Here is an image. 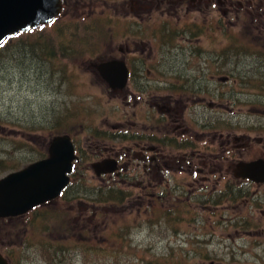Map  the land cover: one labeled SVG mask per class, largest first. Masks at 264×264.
<instances>
[{
    "label": "rangeland",
    "instance_id": "1",
    "mask_svg": "<svg viewBox=\"0 0 264 264\" xmlns=\"http://www.w3.org/2000/svg\"><path fill=\"white\" fill-rule=\"evenodd\" d=\"M224 1L225 4L209 7L206 1L198 3V0L191 4L189 0H68L55 25H46L29 35L21 33L1 47L0 162L11 161L15 165L6 167L5 171L0 170V178L41 159L40 152L53 137L52 131L58 129L55 126L57 120H67L68 112H74L75 117L68 128L58 135L68 134L70 128L78 140L77 145L88 154L99 152L104 146L115 150L133 148L132 152L135 153L139 152V144L146 148L154 146L143 139L138 142L133 139L111 141V138L100 137V129L106 133H117L119 123V132L122 129L146 133L151 130L146 128L155 126L162 128L156 133L168 135L175 126L173 120L161 123V115L157 112L153 125L146 117L148 109L145 99L136 89L132 88L131 93L125 94L128 98L124 100V95L110 93L108 85L88 66L89 61L105 59L109 55L121 57L124 53L119 48L126 50V45H130V53L139 55L140 60L144 57L143 67L147 69L154 70L153 65H159L161 59L166 60V73L160 69L152 74L164 75L172 82L176 93L170 87L165 94L177 95L172 101L174 108L177 107L175 100L182 106L179 107L180 115H174L180 120L178 124L189 126L195 123L196 110L192 107L196 105L203 106L212 114L220 115L218 111L224 114L217 120L216 128L220 130L209 125L204 132L198 128L197 131L204 136L203 141L210 146H192L185 152L190 155L188 160H181L185 156L183 153L178 155V152L168 151L159 144L160 154L164 157L162 163L169 161L172 168L163 169L166 180L161 183L156 174L145 172L151 173L149 162L144 168L142 161L129 156L126 160L131 159L128 169L133 177L115 178L121 188L133 190V195L123 203L102 205L91 201L85 190L100 183H109L110 180L98 177L91 166L86 165V185L81 186L82 191L76 194L75 200L60 202L58 198L25 216L0 219L1 249L5 254L14 256L12 264H43V261L51 259V255L63 260L57 259L50 264H211L213 261H216L215 264H259L253 258L248 259V253L255 254L248 248V195L236 194V197L223 198L222 193L201 194L223 190L233 182L236 187L248 189L247 183L233 181L231 173H228L230 177L226 175L229 162L220 157L225 137L221 139L219 134L235 131L240 135L246 134L248 126L249 136L257 138L259 133L264 136V88L260 87L264 60L256 54L262 52L264 55V0ZM238 1L242 7L237 5ZM81 20H84L86 27L90 24L95 26L96 34L92 36L84 25L75 29L77 25L73 23H80ZM66 21V32L59 35L58 31ZM67 33L76 35L75 46L71 47V43L61 44L62 37L69 38ZM90 35L93 43L88 44ZM51 41L58 46L45 53L44 62L38 61L32 72L29 68L34 65L33 56L37 52L25 51L20 57L13 53L18 51L14 50L15 47L23 46L20 43L32 46L35 42L44 44ZM232 43L239 49L237 54L241 57L230 61L227 56L225 59V50ZM182 51L185 55L181 58V64L186 67L180 71L175 58ZM219 54L223 57H219ZM248 71L256 77L251 82L248 81ZM203 74L208 79L214 77L222 82H208V86L201 88L195 80H199ZM245 74H248L247 78H244ZM243 78V82L248 83L241 82ZM182 83L185 86H181ZM215 92L216 95H210ZM233 92L236 95L230 98ZM163 94L158 93V96ZM154 101L162 104L163 100L157 97ZM182 110L186 111L182 113ZM49 114L57 115L56 121H46L44 115ZM229 115L233 117L231 126ZM163 117L167 118V113ZM75 120L79 123H72ZM250 128L255 130L251 132ZM176 131H179L177 135L180 137V129ZM214 136L217 137L215 142L212 141ZM12 142L26 146L15 157L8 155L13 152L10 146ZM233 145L231 142L230 147ZM251 145L252 148L248 150L233 148L235 156L229 160H238L241 155L243 159H253L262 150V145L255 141H251ZM150 152L153 151H146L147 157L153 156ZM111 153L114 152L106 151L104 155L112 156ZM151 163L154 167L155 162ZM189 163H192L193 172L200 168L203 173L190 172ZM146 175H151L152 190L157 193L158 187L167 190L166 195H160L164 196L162 201L159 195L152 200L151 196L154 195L146 194ZM175 184L182 185L184 190L169 191ZM193 195H205L204 200L209 196L218 197L221 201L217 206L209 202L204 207ZM145 201L151 202L152 209L146 208ZM163 204L172 207V213L160 217L159 221L182 220L180 231L161 227L156 222V216L162 214L158 210L164 207ZM183 204L187 206H181ZM82 238L85 243L79 245ZM198 241L201 242L200 246ZM48 242L56 245L60 251L49 254L46 251ZM78 247L83 250L76 249ZM64 248L70 250L61 251ZM170 249L174 250L175 256ZM180 249L187 256L185 261ZM194 251L210 253L214 259L198 257Z\"/></svg>",
    "mask_w": 264,
    "mask_h": 264
},
{
    "label": "flooded vegetation",
    "instance_id": "2",
    "mask_svg": "<svg viewBox=\"0 0 264 264\" xmlns=\"http://www.w3.org/2000/svg\"><path fill=\"white\" fill-rule=\"evenodd\" d=\"M181 1V0H180ZM196 0H189V3H193ZM209 4L210 6H214L215 4L217 5H221V4H225L226 2L223 0H218L217 3H214L215 0H198V3H205ZM176 3V2H173ZM248 4V2H247ZM237 5L242 7V4L240 1L237 2ZM132 48L130 47V45H126V50H123L121 48H119V50H121L122 53H124V55H122L121 57H114L113 55H109L107 57H110L108 59H97L94 62L93 61H89L88 66L89 68L93 69V72L95 73L96 76H98L99 79H101L105 84L106 81L101 77L98 68L96 67L97 65H99V63L102 62H108V61H119L124 63L125 67L127 68V81H126V85L123 88H117V89H112L109 87L108 85V90L110 93L113 94H120V95H124V100L127 99V94L128 92L131 93V89L134 88L136 89L137 92H139V94L141 96H143V99H145V104L147 105V114L146 117L148 118V120L153 123V125H155V120H156V116L155 114L158 112L161 115V123L168 122V119L170 121H174L175 126H173L172 130L168 132V136L167 134H163L162 133H156L158 132L160 129L162 130L161 127H155L152 126L150 128H146L147 126H143L146 129H151L149 132H139L138 133L135 130H130V131H123L122 129H120L119 132V128L121 127V123H119L117 125L118 128V135H124V136H129V138L132 140H134V142H138V141H143L145 140L146 142L154 145L153 147H149L146 148V146H141L139 144V152L135 153L132 152L133 148H124L125 150H115V149H111L108 148L107 146H104L102 150H100L99 152H92L90 154H92L94 156V162L97 161H103V160H116L119 164V172L114 173V174H109V175H105L103 177L100 178H108L110 181L112 180V178H118L119 176H121L122 178H129L131 177V172H129V162L131 161V159L127 162V158L129 156L131 157H137L140 161L143 162L140 163L143 165L144 168H147L148 162H149V166L151 167V173L148 172L147 170H145L146 173L148 174H156V177H158L159 182L161 183L163 180H166L165 176H163V169H167V170H171L172 168L169 166V161H165L166 163H162V160L164 159L163 155L160 154V146H163L166 148V150L168 151H176L178 152V155H180V153H183L182 158L179 156V159L181 158V160L183 158H187L190 155H187V153H185L187 150H189V148H191L192 146H197V147H206L209 148V143L207 141H203L204 136L202 133H200V131H197L198 128H201L204 132V128H206L207 125H209V127L215 128V130H220L216 128L217 125V120L222 118L224 116L223 113L219 112L220 115L216 114V113H210V110H205V108H203V106H193L192 109L196 110L195 114V123H191V125H186L184 123L182 124H178L180 122L178 117H174V115L179 116L180 115V108H182V106L179 105V101L175 100V103L177 105V107L174 108V106H172V101H173V97L177 96L174 94L171 95H167L165 94L166 91H169V88H172V92L176 93V90L173 89V85L172 82H169L167 77L164 75H153L152 73H154L155 71H159L161 69V72L166 73L167 69V64H166V60L165 59H161L160 64H155L153 65L154 70L152 69H147L145 67H143V62H144V57L140 60V56L137 54H132L130 53V50ZM138 50V49H137ZM141 51V50H140ZM142 55H144V53L141 51ZM185 55L184 51L179 52L176 54V67L179 68V64L180 67H186L184 65L181 64V58L182 56ZM177 62H179V64L177 65ZM195 81H200L203 82V86H199V87H204V86H208L207 83L211 82L213 84H218L220 82H222L220 79L216 80L214 77L211 79H208L207 77L204 76V74L202 75V77L199 80H195ZM176 82H180L179 80H177ZM181 86H185L183 83L181 84ZM211 91V90H209ZM215 91V90H214ZM213 91V92H214ZM158 93H164V96H158ZM217 92L215 93H211L210 95H216ZM130 95V94H129ZM128 95V96H129ZM133 95V94H132ZM236 93H231L230 98L232 96H235ZM157 97L160 98L163 101L162 104L159 103L158 101H154ZM231 101V99H230ZM124 103V102H123ZM126 104V103H124ZM209 106V105H208ZM213 106V105H212ZM210 107V106H209ZM204 109V110H203ZM119 110V108H118ZM186 110H182V113H184ZM193 112V111H192ZM167 113V118L163 117V114ZM211 115H209V114ZM173 114V115H172ZM223 115V116H221ZM216 116H220L217 117ZM174 117V118H173ZM235 118V117H234ZM182 119H183V115H182ZM216 119V120H215ZM229 122H230V126H231V122L233 117L231 115L228 116ZM180 129V134L181 136L179 137L177 135V133ZM247 131H245L246 134H238L235 132H228L226 135L224 134H219L218 137L219 138H224L225 137V142H222L221 146H224L223 149L221 150V155L220 157H222L223 159L227 160L229 162L228 164V168L227 171H225L226 175L228 176V173H231V177H230L233 181L236 182H241V183H247L248 184V189L245 190L242 187H236L235 183L233 182V185H227L225 187V189L223 190H214L215 192H213L212 194L210 193H201V194H206V195H216V193H222L224 194V196H229V197H236V194H238V196H242V195H248V248L250 249L251 252H255V254H250L248 253L249 258L248 259H254L257 262H259V264H264V172H263V176H262V180L257 181V180H253L251 178H238L236 176V166L239 162H256V161H262L264 162V136L262 135V133H259V137L257 138H253L251 136H249L248 134V126H246ZM255 129L250 128L249 131H254ZM192 131L194 133H192ZM197 131V132H196ZM193 134V135H190ZM217 137L214 136L212 141L215 142V139ZM143 139V140H142ZM122 140V139H121ZM201 141V142H197V141ZM251 141H255L258 144L262 145V150L259 151L260 153L257 154V156H255L253 159L251 160H247V159H243L242 155L240 156V158L237 159H232L229 160V158L231 159L233 156H235L232 152L235 151L234 149L236 147H240V148H244L245 150L251 149L252 145H251ZM168 144H166V143ZM231 142L234 143L233 147H230ZM136 146H138V144L135 143ZM77 147V146H76ZM78 148V147H77ZM99 148V147H96ZM164 148V149H165ZM234 148V149H233ZM153 151L150 152L151 155L153 154V156H146V151ZM76 151L80 154V151L78 149H76ZM114 152L111 153L112 156L109 154L108 156L104 155V152ZM81 155H78V162L80 163L82 161L83 156H87L88 153L82 150L81 151ZM230 155V156H228ZM192 156V155H191ZM93 162V163H94ZM151 162H155V166L153 167V164ZM181 162V161H179ZM191 165L192 163L188 164V167L190 169V172L192 173H196V174H200L203 173V171L200 168H197L195 172H193V170H191ZM206 165V164H204ZM222 169H224V167H222ZM226 170V169H225ZM132 171V170H131ZM220 175L222 176L223 174L220 173ZM148 177V180L150 181L149 183H147V185H150V187H154L153 184L151 183V175H146ZM168 183V181H167ZM183 187V186H182ZM161 188V187H159ZM173 189L177 190V191H181L180 190V186H178V184H175V187L173 188H169L168 190L172 191ZM182 189V188H181ZM184 189V187H183ZM167 191L166 189H163V192ZM235 191H237V193H235ZM245 227V226H244ZM216 261L211 262V264H215Z\"/></svg>",
    "mask_w": 264,
    "mask_h": 264
},
{
    "label": "water",
    "instance_id": "3",
    "mask_svg": "<svg viewBox=\"0 0 264 264\" xmlns=\"http://www.w3.org/2000/svg\"><path fill=\"white\" fill-rule=\"evenodd\" d=\"M62 0H0V45L10 36L45 25L63 12ZM101 77L112 89L123 88L127 68L119 61H108L96 66ZM77 159L72 138L53 137L48 145V156L0 178V219L23 216L34 208L57 199L70 183L73 163ZM96 175L117 171L115 160L92 164ZM238 178L261 181L264 162H239ZM0 264H9L0 252Z\"/></svg>",
    "mask_w": 264,
    "mask_h": 264
},
{
    "label": "trees",
    "instance_id": "4",
    "mask_svg": "<svg viewBox=\"0 0 264 264\" xmlns=\"http://www.w3.org/2000/svg\"><path fill=\"white\" fill-rule=\"evenodd\" d=\"M64 1V3H65V5L67 4V2H68V0H63ZM58 20V19H57ZM56 20V21H57ZM56 21L54 22V23H52V25H55V23H56ZM73 22V21H72ZM73 24H76L77 26H76V28L75 29H79L81 26H83L84 25V27L86 28V29H88L89 31H90V34L93 36V35H95L96 33V27L95 26H93L92 24H90L91 26H88V27H86L85 26V24H84V20H81L80 21V23H73ZM51 25V26H52ZM67 26V21H66V24L64 25V27L60 30V31H58V34L59 35H62V34H64L66 31H65V28H67L66 27ZM29 33L30 32H28V33H22V34H27V35H29ZM91 35L88 37V40H89V42H88V44H91V43H93V42H91L92 40H91ZM67 36H69V38H67L66 39V37H62V40H61V44H68V43H71V47H73V46H75L76 45V43H77V41H76V35L75 34H71V33H67ZM7 43H9V41L7 42ZM20 45H23L22 47L21 46H18V47H15V51L16 50H18L17 52H13V53H15L18 57H20V56H22L24 53H25V51H28V52H30V53H32V52H34V51H36L37 53H35L34 54V58H33V60H34V65L33 66H30V68H29V70L32 72V70L31 69H33V68H35V66H36V64L38 63V61H40V62H44L43 61V58H44V56H45V53L46 54H48V52H51L52 51V49H56V47L58 46V45H56V42L55 41H51V42H48V43H40V42H35L32 46L31 45H24V44H21L20 43ZM60 45V44H59ZM4 47V46H3ZM0 49H1V47H0ZM23 51V53H21ZM226 55H225V59H227L228 58V60H230V61H232V60H235V59H237V58H239V57H241V56H239V54H237V51H239V49H237L236 48V45H235V47L233 46V43H232V46L231 47H226ZM225 51H224V53H225ZM38 52H40V53H38ZM43 53V54H42ZM256 54L258 55V57L260 58V59H262V60H264V55H263V53L261 52H256ZM14 55V54H13ZM2 56V51L0 50V57ZM226 56H227V58H226ZM219 57H223L222 55H220L219 54ZM47 63V62H46ZM45 63V64H46ZM232 63V62H231ZM179 64V62H177V65ZM43 65V66H42ZM250 65H252V64H250ZM41 66H42V68L43 69H45V66H44V64L43 63H41ZM178 68V67H177ZM180 71H182V69H185V68H183V67H180V64H179V68H178ZM254 70V69H253ZM249 72V75H250V77H248V81L249 82H251L252 80L251 79H254V78H256L254 75H252V73L250 72V71H248ZM247 76H248V74H245V76H244V78H247ZM244 78L243 79H241L240 81L241 82H243V80H244ZM262 78H263V81H262V83L260 84V87H262L261 89H263L264 88V76H262ZM236 81V80H235ZM240 82V83H241ZM243 83H248V82H243ZM254 84H258V83H256V82H254ZM196 85L197 86H203L204 84H203V82H200V81H196ZM263 91V90H262ZM235 99H236V97H234ZM63 110H65V109H63ZM78 110V109H77ZM50 115V114H49ZM47 116V115H44L45 116V120L46 121H52V120H55V117L57 116V115H50V116ZM59 117V116H58ZM58 117H57V119H58ZM73 117H75V113L74 112H68V117H67V120L66 119H62V120H57V122H56V124L57 125H55V126H58V129H56V130H54V131H52V135L51 136H56V135H58L60 132H62V130L63 129H67L68 128V126L70 125V123H71V121H72V118ZM56 121V120H55ZM72 123H79V122H77L76 120L74 121V122H72ZM100 134H101V136L100 137H102V138H111V141L113 140V139H122V140H126V141H128V139H130L129 138V136H124V135H118V133H113V132H111V131H109L108 133H106V132H104V131H102L101 129H100V132H99ZM68 134H70V135H72L73 137H74V135H73V133H71V130H70V128H69V130H68ZM110 136V137H109ZM74 141L76 142V145L78 144V140H76V138L74 137ZM166 143V142H165ZM167 144V143H166ZM168 145V144H167ZM10 146L11 147H13L12 148V153H10V154H8L10 157H15V156H17V154H19V151L21 150V149H25L26 148V146L24 145V144H22V145H20V144H18V143H15V142H12V144H10ZM77 147H78V149H79V151H80V155L82 154L81 153V151H82V149H81V147L79 146V145H77ZM47 149H48V143H46L45 145H44V151H41L40 152V158L42 159V158H45L46 156H47ZM85 154H86V152H85ZM18 158V157H17ZM6 160V159H5ZM10 160H12V159H10ZM94 161V158H93V155L92 154H88L87 156H83V158H82V161L80 162V164L79 165H84V166H86V165H88V164H91L92 162ZM77 163H79V162H77ZM84 163V164H83ZM0 170H6L5 168L6 167H12V166H14L15 165V163L14 162H7V161H2V162H0ZM77 166H78V164H76V166H75V168H74V170H73V173H72V175H71V184L66 188V190L63 192V194L59 197V199H60V202H62V201H64V200H75L76 199V194H79V191L81 192L82 191V188H81V186H85L86 184V179H87V177H86V175H85V168L83 167H80V166H78V169H77ZM131 174V173H130ZM133 177V175L131 174V177H130V179ZM125 179V178H124ZM126 180H129V179H126ZM150 181L149 180H147V183H149ZM120 183L117 181V180H115L114 178H112V180L109 182V183H100V184H97V185H94V186H92V188H90V189H87V190H85V193L86 194H88L89 195V197H91V201L92 202H94V204H102V205H105V204H107V203H112V204H116V203H123L124 201H125V199L126 198H129L130 196H132L133 195V190H131V189H129V188H126V189H123V188H121L120 186ZM178 186H180V190L182 191V190H184L183 189V187H182V185H178ZM80 187V188H79ZM84 188V187H83ZM182 188V189H181ZM145 189V188H144ZM152 189H151V187H150V185H148L147 186V189H146V194L148 195V196H151V195H154V196H151V199L153 198H155V196L156 195H159V198H160V201H162L161 199H163V197L164 196H160V195H166L167 194V191H165V192H163V190H162V188H159L158 187V193L157 192H155V190L153 189L152 191H151ZM150 192H152V193H150ZM169 194V193H168ZM121 196H122V198H121ZM194 197H196V198H198V201H199V203H201L204 207H206V205L207 204H209V202H212V204L213 205H215V206H217V205H219V203H220V201H221V199H219L218 197L215 199L214 197H212V196H209V197H206L205 198V200L203 199L204 197H205V195H193ZM222 197V196H221ZM225 196L223 195V198H224ZM84 198V197H83ZM196 198L194 199V200H196ZM152 199V200H153ZM201 201V202H200ZM69 202V201H68ZM146 202V208L148 209V210H150V209H152V204H151V202L150 201H145ZM198 203V202H197ZM163 206H164V204H163ZM181 206H187V204H183V205H181ZM194 209H196V208H194ZM194 209H192V210H194ZM195 211V210H194ZM158 212H160V213H162V214H158L157 216H156V222H158L159 223V225L162 227V226H164V227H167V228H169V227H171V228H173V229H175L176 231H180V229H181V224H183L182 223V220H177V219H173L172 220V222H166V221H164V220H161V221H159V218L160 217H166V216H169V215H171V213H172V207H163V208H159V210H158ZM196 212V211H195ZM54 213H56V211H54ZM196 218H194V220H195ZM202 221H198V223H201ZM158 223H156V224H158ZM178 233V232H177ZM24 239V242H26L25 241V238H23ZM81 242L79 243V245H84V239L82 238L81 240H80ZM188 244V243H187ZM190 244H192V243H190ZM208 245L210 244L209 242L207 243ZM198 245L200 246L201 245V242L200 241H198ZM2 247V246H1ZM24 247H26V244H25V246ZM23 247V248H24ZM182 248V247H181ZM76 249H82L83 250V248H81V247H78V248H76ZM68 250H70V249H66V248H64V249H61V251H68ZM46 251L49 253V254H54V253H57V252H59L60 251V249L56 246V245H54L53 243H51V242H48V246L46 247ZM170 251H171V253H172V255H176V254H174L175 252H173L174 250H172V249H170ZM2 252H3V254L7 257V259L10 261V264H12V263H14V261H15V258H14V256H11V255H8V254H5V252L2 250ZM182 251H181V249H180V254L184 257V258H182L184 261L186 260V258H187V256H185V255H183V253H181ZM194 252H197V251H194ZM10 253V252H9ZM197 256L199 257V256H203V258L204 259H214L212 256H211V254L210 253H206V254H204V253H202V252H197ZM216 257V256H215ZM181 258V257H180ZM57 259H62V258H59V257H57V255H51V259L50 260H45V261H43L42 263L43 264H50L51 262H53L54 260H57ZM63 260V259H62ZM146 264H148V263H146Z\"/></svg>",
    "mask_w": 264,
    "mask_h": 264
},
{
    "label": "bare ground",
    "instance_id": "5",
    "mask_svg": "<svg viewBox=\"0 0 264 264\" xmlns=\"http://www.w3.org/2000/svg\"><path fill=\"white\" fill-rule=\"evenodd\" d=\"M25 216V215H24Z\"/></svg>",
    "mask_w": 264,
    "mask_h": 264
}]
</instances>
